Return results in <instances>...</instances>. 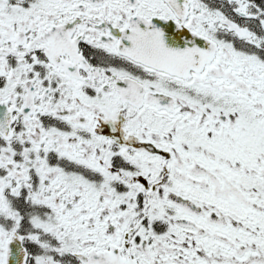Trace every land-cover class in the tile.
<instances>
[{"label":"snow or ice","instance_id":"1","mask_svg":"<svg viewBox=\"0 0 264 264\" xmlns=\"http://www.w3.org/2000/svg\"><path fill=\"white\" fill-rule=\"evenodd\" d=\"M0 264H264V0H0Z\"/></svg>","mask_w":264,"mask_h":264}]
</instances>
